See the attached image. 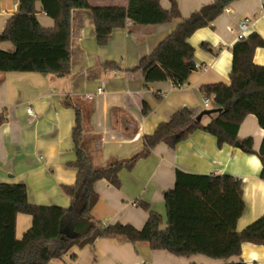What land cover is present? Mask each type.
I'll list each match as a JSON object with an SVG mask.
<instances>
[{
	"label": "crops",
	"instance_id": "crops-1",
	"mask_svg": "<svg viewBox=\"0 0 264 264\" xmlns=\"http://www.w3.org/2000/svg\"><path fill=\"white\" fill-rule=\"evenodd\" d=\"M214 1L176 0L180 18L163 24L116 28L104 46L97 43L90 8L74 9L68 75L0 71V183L24 184L32 204L70 205L61 187L75 185L77 178L76 167L70 166L76 158L71 134L74 107L79 109L82 118L81 147L91 168L106 166L110 159L123 160L139 153L143 149V136L153 134L158 124L168 121L181 108L186 107L195 117L202 115L201 123H208L214 114L205 111L213 108V97L210 96L209 105L204 107L205 97L200 88L230 83L231 49L239 40V21L249 20L244 37L255 32L264 40V0H235L212 27L204 26L189 36L187 41L195 49L196 69L183 86L175 87L161 80L146 83L142 71L134 69L142 57L152 55L175 33L182 19ZM88 2L91 7H120L128 1ZM160 4L164 9L170 7L169 0H161ZM18 6V0H0V32L6 20L18 13ZM45 6L38 0L35 16L44 28L52 29L55 21L45 12ZM203 42L215 52L202 49ZM0 48L5 52L14 50L9 41L1 43ZM253 62L264 66V47L255 49ZM101 86L103 91L97 93ZM144 103L149 107L146 114L142 113ZM28 106L36 117L27 114ZM238 129V140L252 139L254 154L226 143L219 147L216 138L202 130L194 131L173 149L159 143L132 170L119 173L120 188L104 179L96 181L98 200L91 214L104 224L130 223L141 229L149 211H153L162 216L164 227L167 219L164 195L174 188L175 170L179 168L188 173L229 174L242 179L244 212L236 223L237 232H241L264 215V179L259 177L262 163L256 154L264 130L254 115L246 116ZM142 201L148 203L149 210L137 205ZM31 222L28 214L16 215L17 238L23 236ZM226 261L264 264V247L243 242L241 254ZM226 261L199 254L174 256L166 250H153L146 243L98 237L92 245H74L60 259L46 264H218Z\"/></svg>",
	"mask_w": 264,
	"mask_h": 264
},
{
	"label": "trees",
	"instance_id": "trees-1",
	"mask_svg": "<svg viewBox=\"0 0 264 264\" xmlns=\"http://www.w3.org/2000/svg\"><path fill=\"white\" fill-rule=\"evenodd\" d=\"M45 12L55 25L44 28L36 19L38 0H18V13L10 16L0 32V44L6 41L14 46L12 52L0 48V71H31L52 76L70 73L71 13L74 9L90 8L95 25L97 43L104 46L111 32L125 26L169 23L180 18L176 0H169L164 9L161 0H127L126 6L91 7L88 0H40ZM235 0H215L182 19L175 33L162 43L152 55L142 57L134 71L141 70L144 82L169 81L175 87L187 83L189 74L196 69L194 48L187 39L195 30L212 27L214 21ZM200 47L215 52L203 42ZM264 47L263 38L252 33L240 38L231 49L232 69L229 84L223 82L200 88L204 97H213L214 116L205 125L186 107L172 113L171 118L158 124L155 132L143 136V149L123 160L110 159L106 166L91 168L86 152L81 147L82 118L74 107L75 123L72 128L73 150L77 178L73 186L61 187L70 199L68 207L40 206L27 198V189L20 183H0V264H46L60 259L72 246L92 245L98 237H117L133 244L146 243L153 250H166L174 256L191 257L199 254L226 261L241 254L242 243L264 247V215L237 232L236 223L244 212L242 179L229 174L188 173L175 170V184L165 193L167 219L162 227L160 214L149 211L141 229L132 224L114 222L104 224L91 214L98 200L97 180L104 179L115 188L121 187L119 173L132 170L135 164L149 157L159 143L173 149L196 130L207 131L216 138L217 146L224 143L240 146L255 153L250 137L238 140V127L248 115L257 118L264 130V66L253 62L254 51ZM113 66V64H108ZM68 106L71 104L67 103ZM149 107L143 104L142 113ZM256 153L262 163L259 177L264 179V136ZM136 203V202H135ZM149 210L146 202H138ZM32 217L31 225L21 238L15 234L16 215ZM218 264H245L226 261Z\"/></svg>",
	"mask_w": 264,
	"mask_h": 264
},
{
	"label": "built area",
	"instance_id": "built-area-1",
	"mask_svg": "<svg viewBox=\"0 0 264 264\" xmlns=\"http://www.w3.org/2000/svg\"><path fill=\"white\" fill-rule=\"evenodd\" d=\"M249 23V20L248 19H243L241 21H239L237 23V27H238V30H239V39L240 38H243L244 37V33H245V28L247 27V24ZM132 21L131 20H127L126 23H125V26H129V25H132ZM103 91V87H99L97 89V93H101ZM89 99L91 98V95L88 97ZM209 101H210V98H204V101H203V104H204V107H207L209 105ZM26 112L29 116L31 117H36V114L35 112L33 111L32 107L28 106L26 108Z\"/></svg>",
	"mask_w": 264,
	"mask_h": 264
},
{
	"label": "water",
	"instance_id": "water-1",
	"mask_svg": "<svg viewBox=\"0 0 264 264\" xmlns=\"http://www.w3.org/2000/svg\"><path fill=\"white\" fill-rule=\"evenodd\" d=\"M212 111H213V109H208V110L205 111V113H210V112H212ZM201 117H202V115H198V116L196 117V119L200 121V120H201Z\"/></svg>",
	"mask_w": 264,
	"mask_h": 264
}]
</instances>
